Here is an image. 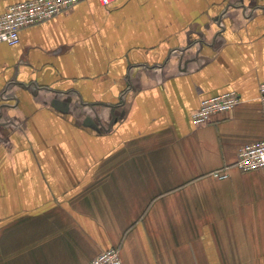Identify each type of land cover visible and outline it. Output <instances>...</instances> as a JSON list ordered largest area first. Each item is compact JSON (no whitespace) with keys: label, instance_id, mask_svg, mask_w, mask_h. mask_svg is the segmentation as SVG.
Returning a JSON list of instances; mask_svg holds the SVG:
<instances>
[{"label":"crops","instance_id":"obj_1","mask_svg":"<svg viewBox=\"0 0 264 264\" xmlns=\"http://www.w3.org/2000/svg\"><path fill=\"white\" fill-rule=\"evenodd\" d=\"M262 83L264 0H85L0 42V264H264V170L236 167Z\"/></svg>","mask_w":264,"mask_h":264},{"label":"built area","instance_id":"obj_2","mask_svg":"<svg viewBox=\"0 0 264 264\" xmlns=\"http://www.w3.org/2000/svg\"><path fill=\"white\" fill-rule=\"evenodd\" d=\"M85 0H30L10 5L0 15V42L9 46L20 43L22 31L40 25L73 9ZM118 0H99L105 6H111ZM259 100L264 107V83L259 86ZM241 103L237 92L218 95L201 102L197 111L192 114V124L196 128L209 125L213 117L233 111ZM236 167L243 173L264 170V141L248 144L240 148ZM216 179H227L226 172L213 174ZM89 264H123L120 251L111 248L102 252Z\"/></svg>","mask_w":264,"mask_h":264}]
</instances>
